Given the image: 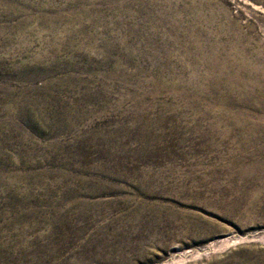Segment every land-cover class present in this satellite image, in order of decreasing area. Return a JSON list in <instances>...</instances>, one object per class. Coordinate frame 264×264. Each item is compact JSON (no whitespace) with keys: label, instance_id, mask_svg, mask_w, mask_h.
I'll return each mask as SVG.
<instances>
[{"label":"rangeland","instance_id":"1","mask_svg":"<svg viewBox=\"0 0 264 264\" xmlns=\"http://www.w3.org/2000/svg\"><path fill=\"white\" fill-rule=\"evenodd\" d=\"M0 264H264V0H0Z\"/></svg>","mask_w":264,"mask_h":264}]
</instances>
